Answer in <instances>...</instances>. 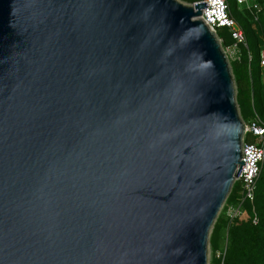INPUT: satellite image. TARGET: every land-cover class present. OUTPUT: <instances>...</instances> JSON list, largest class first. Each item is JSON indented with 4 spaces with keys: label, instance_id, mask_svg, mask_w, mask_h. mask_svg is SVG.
Listing matches in <instances>:
<instances>
[{
    "label": "water",
    "instance_id": "water-1",
    "mask_svg": "<svg viewBox=\"0 0 264 264\" xmlns=\"http://www.w3.org/2000/svg\"><path fill=\"white\" fill-rule=\"evenodd\" d=\"M206 7L0 0V264H208L244 124Z\"/></svg>",
    "mask_w": 264,
    "mask_h": 264
},
{
    "label": "trees",
    "instance_id": "trees-1",
    "mask_svg": "<svg viewBox=\"0 0 264 264\" xmlns=\"http://www.w3.org/2000/svg\"><path fill=\"white\" fill-rule=\"evenodd\" d=\"M186 5L200 0H180ZM238 6L237 0H234ZM262 8L260 13L246 8L231 14L242 27L247 46H240V60L230 64L236 87V100L240 116L247 122L257 114L264 122V82L260 66V55L264 51V0H250ZM218 36L223 39L224 47L234 44L230 31L226 28L218 30ZM255 55L258 57L255 66ZM250 57L252 59H250ZM238 185L235 184L221 214L211 233L210 246L213 254L212 264H264V168L258 183L256 209L260 224L252 223L251 207L246 205L245 215L231 222L226 216V207L234 205L238 199ZM228 230V246L222 252L223 233ZM225 253L221 259L216 253Z\"/></svg>",
    "mask_w": 264,
    "mask_h": 264
},
{
    "label": "built area",
    "instance_id": "built-area-1",
    "mask_svg": "<svg viewBox=\"0 0 264 264\" xmlns=\"http://www.w3.org/2000/svg\"><path fill=\"white\" fill-rule=\"evenodd\" d=\"M238 5L256 13H260L262 8L250 0H237ZM205 3L206 9L203 10L201 19L205 25L214 33L222 50L231 64L240 60V46H247V40L242 27L231 14L228 0H200L190 6ZM226 28L230 31L234 44L224 47L223 39L218 36V30ZM260 66L264 71V51L260 55ZM250 59H252L250 57ZM243 121V120H242ZM244 133L242 137L241 165L238 167V176L235 184L238 185V199L234 205L226 207V216L233 222L245 215L246 205L251 207V217L253 225L260 224V217L256 209V196L258 183L264 168V122L255 114L247 122H244ZM234 187V186H233ZM217 258L225 256V253H216Z\"/></svg>",
    "mask_w": 264,
    "mask_h": 264
},
{
    "label": "rangeland",
    "instance_id": "rangeland-1",
    "mask_svg": "<svg viewBox=\"0 0 264 264\" xmlns=\"http://www.w3.org/2000/svg\"><path fill=\"white\" fill-rule=\"evenodd\" d=\"M178 1H180V0H178ZM228 2L230 4V6H231V9H232V12L233 13H236L238 10H241L242 9V7L240 5L236 6V3H235L234 0H228ZM189 5H191V4H189ZM257 62H258V57H257V55H255V66L257 65ZM262 80L264 82V71L263 70H262ZM224 207H225V205H224ZM223 209L220 212L219 216L221 214H223ZM211 233H212V231H211ZM210 237H211V234H210ZM227 246H228V230H225L224 233H223V239H222V247H223L222 252H225L226 251ZM212 259H213V254H212L211 246H210V243H209V247H208V264H212Z\"/></svg>",
    "mask_w": 264,
    "mask_h": 264
}]
</instances>
